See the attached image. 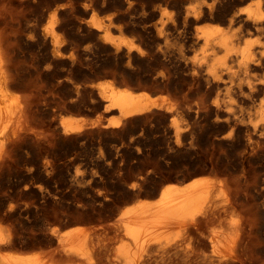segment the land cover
<instances>
[{
    "label": "bare ground",
    "instance_id": "obj_1",
    "mask_svg": "<svg viewBox=\"0 0 264 264\" xmlns=\"http://www.w3.org/2000/svg\"><path fill=\"white\" fill-rule=\"evenodd\" d=\"M0 1V264H264V0ZM148 84L174 89L179 102ZM181 84L205 90L196 107L227 122L222 137L246 131L242 174H182L151 198L139 181L124 197L119 177L112 193L91 196L85 213L94 215L51 228L56 240L45 234L54 250H14L19 235L2 225L20 201L11 175L79 162L76 181L114 180L123 146L101 137L138 130L151 113L190 116ZM71 111L87 115H63ZM182 122H170L175 146L188 135ZM34 207L21 213L43 209Z\"/></svg>",
    "mask_w": 264,
    "mask_h": 264
},
{
    "label": "rangeland",
    "instance_id": "obj_2",
    "mask_svg": "<svg viewBox=\"0 0 264 264\" xmlns=\"http://www.w3.org/2000/svg\"><path fill=\"white\" fill-rule=\"evenodd\" d=\"M2 8H3V5L1 2L0 10ZM29 18H32V16L29 15ZM28 59H29L28 57L22 58L24 64L28 65ZM80 73L81 75L86 74L85 72L83 73L79 72V74ZM86 75L87 76H84V79H86L85 77H88L87 79H92L91 73L90 75L89 73H87ZM31 78L33 79L34 77L32 76ZM133 81L135 82V80ZM133 81L130 80V83L133 84L134 83ZM146 86L147 87L150 86L151 88H153L154 85L148 84ZM147 87L146 89L144 87V89L149 92L151 88L150 89L148 88L149 89L148 90ZM178 87H181L183 89V92L180 94L182 99L181 98L180 99L184 101L183 108L185 107L186 108V109L184 108L185 110H191L190 112L188 111L191 117L188 115L187 117L182 116V118L179 119V117L181 116L175 115L174 113H171V112H169L171 114V117L174 116L172 118L170 117L168 112L164 114L165 116L163 114H155L156 115L155 116L154 113H153L154 115L153 116L151 113L148 115L149 117L146 116L147 119L145 118L144 120H142L143 122H141L142 124H139V127L137 128L138 130L131 129L129 130L130 132L128 131V133L127 132L121 133L119 135L112 134L114 137L116 136V138L112 137L111 134L106 135L107 137H104V136L101 137L103 140H106V141L108 139L107 141L109 142L108 144L118 145L120 149L123 146L121 151L123 152L125 156L123 155V157H121L122 160L120 159L121 169L120 168L117 169L118 172L116 171L117 172L116 175L117 174L118 175L117 177H114V180L113 178L108 179L106 177V178H103L104 179L103 181V179H101L100 177H97V181L95 182L85 181L84 183H82V182L76 181L74 179L75 174L80 169H81L80 170L81 172L84 170V168L82 169V166L81 167L79 166L80 165L78 164L79 162H75L66 168H62L61 166H59L50 174V176H45L41 174L39 171H37L36 169L31 171L30 173H28L25 170L26 174L21 173V174L11 175L10 180L12 179V182H15V184L17 181V184H19V188L17 192H15V195H13L14 199L12 200H14L15 202L18 198L17 200L18 202L20 199V201L17 203L19 205L20 204L22 205L24 202L25 203L23 205L27 203L25 207H23V205L22 206L20 205L22 207V210H21V207L18 205V208L16 211L17 215L15 216V218L13 217L12 220L10 219V220H4V222L2 221V223L6 224V225L4 224L2 225L5 228L6 226L8 227L7 230L4 228L5 231H9L13 234L15 233V235L17 234L19 235V238L17 239L18 241L16 240L17 242H15L14 244L15 246L17 245L14 248V250L25 251V252L26 251H36V250L37 251L54 250L55 247L57 246V243H51L49 245L50 242L48 238L53 237L52 235L49 236L50 229L54 227L58 230H62L64 228L71 227L76 224L78 225L79 222L77 223L75 220L79 218L80 215H83L81 217H84V216L86 217V215L88 216L94 215V213L92 212H90L89 214L85 213L86 208L89 207V205H91L89 200L91 199V196L93 195V193H96V191H98L99 189L106 190L108 191L109 194L112 193L113 186L115 184H118L117 182L120 180V178H121L120 180L121 182L119 181V183L122 184V187L125 190V193H124V190H122L123 192L121 191V195H123L124 193L123 195L124 197L125 196L127 197L130 195V191L128 190V187L135 181H139L142 183L141 190L144 193L143 196L150 197L152 195L151 193H153L154 191H158L160 189V186H162V184H164L168 178H173V179L181 178L183 177L182 174L185 175V174L191 173L192 175L197 176V172H199L198 175H208L210 173L209 175L214 176V175H217L219 172L217 176H221L222 178L229 177V179H234L233 176L235 174L236 176L238 174H242L240 170L243 168L244 165L248 164V159L251 156L250 149L246 148L245 146L247 139H248V134L246 133V131H241L237 133V131L234 130L232 132L234 135L232 134L231 136L230 134L228 135L230 137L228 138V136H226V139H225V137H222V135L223 133H228V131L226 132L225 130L227 128L225 126L227 122L225 121L226 122L225 123L224 120L223 122L222 120L219 121L218 119L214 117V114L210 115L207 109H205L206 107L203 108L205 110H203L202 108L200 110V109H197L196 107L198 103L206 101L205 90L204 89L201 90L199 87L194 86L192 84H185V85L181 84V85H178ZM153 89L155 90L156 86H154ZM161 89L163 90L161 91ZM159 91L156 92L155 90V92H153L150 90L152 95H157V94L161 95L162 93L163 95L167 94V96L166 95L165 96L169 98V96H171L172 94L173 96L172 99L175 97L174 95H176L177 97L179 96L178 94H175L176 93L175 90L171 88L170 89L160 88ZM177 97H175L176 99H173V100L172 99L170 100L171 98L170 97L169 101L179 102V100H177ZM210 102L211 100L207 101L208 104ZM193 111H196V112L193 113ZM63 115H78V116L84 115L86 116L87 114L71 111V112H63ZM150 115H152V118L150 117ZM157 115H160L161 117ZM184 115H187V114L184 113ZM171 121L172 122L180 121V123L183 121L182 125H186L184 131L188 135L186 136V138L182 140V143L178 145L179 147L175 146L177 144V142L175 141L176 133L174 132L173 127L170 126ZM227 130L229 129L227 128ZM242 132H245V133L243 134ZM111 137H112V140H111ZM241 137L244 139H242ZM241 144L243 145L241 146ZM85 148L90 150V148L92 147L87 144L81 149L82 153L86 150ZM236 155L237 157L239 156V158H236ZM234 160H235V163L233 162ZM240 161L243 165L240 163ZM233 163L237 166H235ZM75 164L77 168H79L78 170L75 168L76 167ZM203 168H204L203 172L202 171L200 172V170H202ZM234 168L235 169L237 168V169L235 170ZM75 169L77 170L76 173H75ZM194 172L196 173L193 174ZM222 173L225 176L224 175L222 176ZM25 176H27L28 178ZM230 176H232L233 178ZM25 185H27V190L24 187ZM20 186H21V189H20ZM31 188L32 189L34 188V189L32 190ZM84 188H86L89 192H84L83 190ZM127 193H129V195H126ZM16 194L18 195L16 196ZM21 201L23 202L20 203ZM109 201L110 199L106 200V202H109ZM131 201L126 202V204H129ZM94 204L96 207L103 208V205H101L99 202H95ZM126 204L122 203L121 206L126 205ZM29 205L30 207L32 206V208L34 206H40V207L42 206L43 209L37 211L34 214V217H31V216L29 217V215L21 213L24 210V208H26L27 206L29 207ZM118 205L120 206V204ZM33 209H35V207ZM76 211L77 212L79 211V212L77 213ZM80 212L82 214H79ZM96 215L97 214H95V216ZM18 217H19V221H18ZM24 217H26V219ZM23 218L25 220H23ZM13 219H16V220H13ZM14 221L15 223H13L12 225L11 223ZM23 221L26 223H24ZM93 221L92 223L90 220L89 221V223L91 222L90 224L88 223V221L80 222V224L87 225L88 223L87 226H92V225L98 226V223L99 224L102 223L100 220H98L97 223H96L97 220H93ZM16 222L19 223V225ZM14 227H16L15 228L16 232L14 231L15 229L12 230V228ZM26 232L30 234H26ZM31 232H33V234ZM20 233H22L21 234L22 236L20 235ZM24 233H25V238L23 236ZM45 234L46 236H48V238L45 236ZM29 235H31L30 236L31 238L29 237ZM34 235L36 237L40 236L41 238L40 237L35 238ZM42 235H43V238H42ZM54 237H53L54 240H56V236ZM38 239H41V240L43 239V240L38 241ZM42 242L43 244H41ZM30 243L31 244L34 243L33 245L35 246L33 245L31 246Z\"/></svg>",
    "mask_w": 264,
    "mask_h": 264
}]
</instances>
